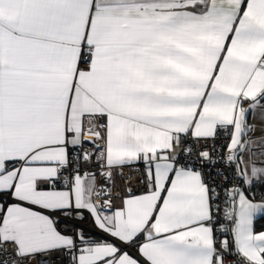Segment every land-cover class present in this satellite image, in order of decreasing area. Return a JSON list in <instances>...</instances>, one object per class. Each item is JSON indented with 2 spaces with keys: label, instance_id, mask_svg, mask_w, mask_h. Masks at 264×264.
<instances>
[{
  "label": "snow or ice",
  "instance_id": "1",
  "mask_svg": "<svg viewBox=\"0 0 264 264\" xmlns=\"http://www.w3.org/2000/svg\"><path fill=\"white\" fill-rule=\"evenodd\" d=\"M0 264H264V0H0Z\"/></svg>",
  "mask_w": 264,
  "mask_h": 264
},
{
  "label": "crops",
  "instance_id": "2",
  "mask_svg": "<svg viewBox=\"0 0 264 264\" xmlns=\"http://www.w3.org/2000/svg\"><path fill=\"white\" fill-rule=\"evenodd\" d=\"M256 136H257V137H260V136H261V133L257 132V133H256Z\"/></svg>",
  "mask_w": 264,
  "mask_h": 264
}]
</instances>
